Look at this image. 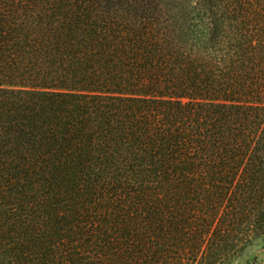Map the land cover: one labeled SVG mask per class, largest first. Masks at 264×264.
Masks as SVG:
<instances>
[{
  "label": "trees",
  "instance_id": "obj_1",
  "mask_svg": "<svg viewBox=\"0 0 264 264\" xmlns=\"http://www.w3.org/2000/svg\"><path fill=\"white\" fill-rule=\"evenodd\" d=\"M264 234V0H0V264H230Z\"/></svg>",
  "mask_w": 264,
  "mask_h": 264
},
{
  "label": "rangeland",
  "instance_id": "obj_2",
  "mask_svg": "<svg viewBox=\"0 0 264 264\" xmlns=\"http://www.w3.org/2000/svg\"><path fill=\"white\" fill-rule=\"evenodd\" d=\"M230 264H264V234L255 236Z\"/></svg>",
  "mask_w": 264,
  "mask_h": 264
}]
</instances>
